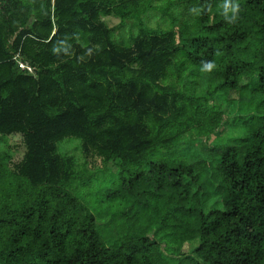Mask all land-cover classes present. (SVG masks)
<instances>
[{"label":"trees","instance_id":"trees-1","mask_svg":"<svg viewBox=\"0 0 264 264\" xmlns=\"http://www.w3.org/2000/svg\"><path fill=\"white\" fill-rule=\"evenodd\" d=\"M186 1L0 0V138L26 147L15 169L0 156V264H264V117L225 138L238 124L214 103L236 92L264 109V0H190L175 26ZM155 11L174 26L149 28ZM69 138L119 169L110 245L74 194Z\"/></svg>","mask_w":264,"mask_h":264},{"label":"rangeland","instance_id":"rangeland-1","mask_svg":"<svg viewBox=\"0 0 264 264\" xmlns=\"http://www.w3.org/2000/svg\"><path fill=\"white\" fill-rule=\"evenodd\" d=\"M155 6H161L165 4L166 0H153ZM178 1V0H175ZM187 0L184 5L178 3L173 9V17L175 19V26L178 27L182 25L185 20L187 24H191L192 21V11L195 3H188ZM221 9H226V4H223ZM104 20L108 27H114L120 24V20L114 16H106ZM144 21L149 28L152 29H170L174 26V21H171L168 17L163 16L159 12H149L145 17ZM138 33V27L135 21H127L120 30H118L114 35V41L121 45H130L132 43V38ZM211 48L215 53L217 50V45L211 42ZM198 49V48H197ZM201 54L207 55V47L202 46ZM218 52V51H217ZM218 55L214 54V63L219 64ZM203 67V66H202ZM229 98L233 101H229ZM218 98L219 101L214 103L220 107L219 110L223 112V125L227 126L230 123V118L233 125L238 124L237 129H230L225 134V138H232L234 135H243L247 131V127H256L258 125V120L264 117V109L260 105H248V103L240 102L238 94L232 92L230 97ZM239 99V100H238ZM228 130V127H226ZM207 139L203 137L198 141H206ZM59 152L65 156H72L76 158L75 167L80 172L81 178L76 185L77 191L74 194L83 202L91 212L98 219V227L101 228V224L106 225L105 236L102 235L105 243L110 245L113 239L118 240V229L119 221L113 220L111 215L119 211L122 207L120 199L111 200L109 195L112 192H116L121 188V180L118 167L116 168L114 163H104L100 159L88 160L84 158L83 146L80 140L69 138L65 141L59 143ZM26 152V147L19 136H8L7 138H0V156L4 157L5 162L8 167L15 169L18 162H20ZM192 155H196L193 152ZM85 165V166H84ZM84 166V167H83ZM85 168V169H83ZM141 213V211H140ZM144 214V213H141ZM100 215V216H99ZM147 215V213H146ZM108 225V226H107ZM101 231V229H100ZM102 232V231H101ZM197 241L193 245L196 246ZM189 244L186 243L183 251L189 253ZM192 255V254H189ZM193 256V255H192ZM195 261H199V258L194 256ZM175 264V261L172 262ZM183 264H189L184 262Z\"/></svg>","mask_w":264,"mask_h":264},{"label":"built area","instance_id":"built-area-1","mask_svg":"<svg viewBox=\"0 0 264 264\" xmlns=\"http://www.w3.org/2000/svg\"><path fill=\"white\" fill-rule=\"evenodd\" d=\"M18 61V65L22 70H28L29 72H33V69H31L27 64H25L24 62H22L21 60H17Z\"/></svg>","mask_w":264,"mask_h":264}]
</instances>
